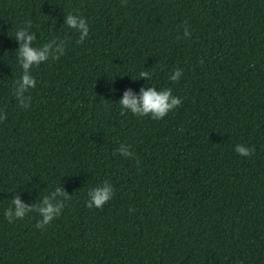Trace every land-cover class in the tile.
<instances>
[{"label":"trees","instance_id":"trees-1","mask_svg":"<svg viewBox=\"0 0 264 264\" xmlns=\"http://www.w3.org/2000/svg\"><path fill=\"white\" fill-rule=\"evenodd\" d=\"M19 28L65 49L33 66L27 107ZM153 86L181 104L121 111ZM0 115V264H264V0H0ZM105 181L112 198L88 207ZM56 187L68 199L47 225L5 217Z\"/></svg>","mask_w":264,"mask_h":264},{"label":"clouds","instance_id":"clouds-1","mask_svg":"<svg viewBox=\"0 0 264 264\" xmlns=\"http://www.w3.org/2000/svg\"><path fill=\"white\" fill-rule=\"evenodd\" d=\"M65 25L79 33L77 43H83L89 34L87 21L80 15L69 13L65 17ZM184 35H190L187 28H185ZM15 39L20 42L17 52V64L21 69V73L18 79L13 82L14 95L21 106L27 107L30 97H25L24 93L36 86V79L32 74L33 66L41 64L50 57L58 58L60 55H63L65 50L64 41L60 45H57L53 39L37 46L34 44V41H36L34 34L27 32L24 28H19L15 32ZM181 72V69H175L169 76V79L172 81L178 80ZM140 76L148 77V74L142 72ZM118 102L122 112L129 111L138 116L151 115L153 119H160L170 110L180 105L181 98L173 95L171 88L153 86L141 87L139 94H135L131 89L126 90ZM0 119H3L2 115H0ZM118 151L123 152L124 156L131 155V152L123 144ZM234 151L241 156L247 157L252 154L254 149L244 144H236ZM113 192L112 185L107 181L103 182L89 191L87 206L102 207L112 198ZM57 197H60V199H57ZM67 199L68 194L62 192L60 187H56L51 195H44L36 205L26 204L17 196L11 200V206L5 210L4 215L11 222L13 218H23L28 212L35 210L40 215V219L36 225L37 228H40L60 215L64 207V201Z\"/></svg>","mask_w":264,"mask_h":264}]
</instances>
